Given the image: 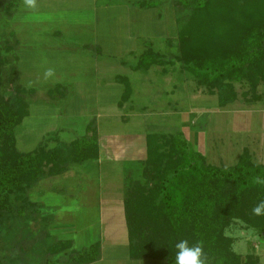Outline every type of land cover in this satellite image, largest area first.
<instances>
[{
    "label": "trees",
    "instance_id": "obj_1",
    "mask_svg": "<svg viewBox=\"0 0 264 264\" xmlns=\"http://www.w3.org/2000/svg\"><path fill=\"white\" fill-rule=\"evenodd\" d=\"M169 3L189 15L178 24L175 54L169 58L149 48L134 71L174 65V60L199 87L211 93L218 89L221 105L237 100L236 84H245L251 93L264 84V0ZM125 6L157 9V15L165 10L156 0H132ZM170 39L163 41L168 44ZM5 58L0 52V264H48L52 257L53 264L96 262L98 244L75 250L71 243L57 241L48 230L54 208L30 199L32 194L44 195L36 186L39 182L65 174L72 165L97 160L94 125L85 137L70 143L50 146V140H43L30 152L18 151L16 131L29 115L26 98L36 90L19 82L17 61L5 69ZM120 81L124 103L131 90L125 78ZM254 178L264 179V165L256 164L248 149L235 165L223 168L208 165L179 133L149 136L142 175L124 179L129 259L176 264L175 245L186 239L190 246L202 242L206 264H259L256 255L243 258L233 252L234 240L225 234L232 223L240 222L264 238V216L251 211L264 200V184L254 183ZM36 246L40 250L34 253L31 247Z\"/></svg>",
    "mask_w": 264,
    "mask_h": 264
},
{
    "label": "rangeland",
    "instance_id": "obj_2",
    "mask_svg": "<svg viewBox=\"0 0 264 264\" xmlns=\"http://www.w3.org/2000/svg\"><path fill=\"white\" fill-rule=\"evenodd\" d=\"M107 1L115 4L106 6ZM131 1L37 0V8L30 10L24 8L23 0H0V52L7 60L5 69L11 68L14 61H17L19 82L28 89L36 90V94H28L26 98L29 115L16 131L18 151L30 152L43 140H50L56 146L62 140L85 137V126L88 127L89 123L84 122L88 117L76 115L72 108L78 105L93 109L95 103H100L105 109L102 112L116 109L114 102L122 96L123 87L111 83L107 79V73L98 80H105L110 86L95 84L92 60L102 63L122 60L127 65L134 66L139 64L136 55L140 50L148 51L151 48L169 58L170 54H175L178 24L187 21L188 11L183 13L169 3V0H156L165 9L161 11L162 15H157V9L143 10L125 6L126 2ZM165 37L171 38L168 44L163 41ZM141 43L146 45H140ZM112 57L114 58L111 59ZM173 62L174 65L167 63L164 67L172 74L167 80H163L160 73H155L153 79L151 72L146 73L144 70L125 77L130 84L129 100L133 99L136 110L140 106H147L155 97L152 94L164 91L170 93L174 86L177 87L175 93L179 98L182 95L193 96L184 100L183 107L188 105L194 111L217 110L220 107L218 89L211 93L206 88H197V80H194L196 84L192 83L191 74L174 60ZM49 68L54 70V76L46 80L44 73ZM181 74H184L183 77ZM56 85L59 86L57 90ZM234 88L236 101L240 104L249 101L248 106L254 108V99L260 98L264 102V84L255 93H251L245 84H236ZM192 89H195L193 95ZM49 91H52L50 95ZM67 100H74L73 107L68 105ZM77 101L80 103L77 104ZM251 111V115H225L217 112L211 116L210 124L208 122L204 125L205 133L213 140V146L204 150L208 165L232 167L241 155V148L250 145L254 151V128H257L259 122L254 120V110ZM200 120L201 118L197 120V126L204 123V119ZM246 128L252 133L250 136L247 135ZM219 139H224L222 146L225 149L222 151L226 154L220 160L216 157L219 151L214 150L219 146ZM226 139H232L233 149L228 148V142H224ZM262 151L264 153V148ZM85 163L72 165L67 173L47 178L36 185L48 195L66 189L73 199L68 198L58 203L51 201L50 196L43 195L41 199L30 195L31 201L54 208L51 222L48 220L51 223L48 228L50 234L57 241L71 243V249L75 250L98 244L101 259L92 264H163L148 260L136 263L128 259V253L125 254L130 248L126 223H122V218L114 223L107 222L106 212L114 209L111 202L115 199V205L119 204L121 194L124 193L123 190L119 191L124 180L121 165L103 164L98 167L94 161ZM133 178L139 179L140 173ZM102 216L105 221H98L97 218L101 219ZM225 234L234 240L233 252L243 258L248 254L256 255L259 264H264V238L256 236L240 222L232 223ZM31 248L34 253L40 250L39 246ZM122 257L125 259L121 260ZM52 258L48 260V264L54 263Z\"/></svg>",
    "mask_w": 264,
    "mask_h": 264
},
{
    "label": "crops",
    "instance_id": "obj_3",
    "mask_svg": "<svg viewBox=\"0 0 264 264\" xmlns=\"http://www.w3.org/2000/svg\"><path fill=\"white\" fill-rule=\"evenodd\" d=\"M140 45L145 46L146 44L141 43ZM142 52L140 50L139 53L136 55L137 60H139L140 56L146 51ZM113 58L114 57H112L111 59ZM98 61L96 62L95 60H92V63H94L92 64V66L94 70L93 79L95 84H98L100 86L108 85L107 81L98 80L99 77L104 78L105 73H107V79H109L110 82L113 83L115 86H122V89L124 91V85L122 84L120 79H123L132 73H135V71L133 70V65L129 66L127 65V63H124L125 61L122 60H109V62L104 61L103 63L102 61ZM165 66L166 64L162 67L153 66L147 70H144V72H151V77L153 79H155V73H160V77L163 78V80H167V77H171L172 74H169V72L166 71V68H164ZM183 75L184 74H181L182 77ZM192 80V83H195L193 78ZM182 86L185 88L184 85ZM176 89L177 87L174 86L170 93H166L164 91L156 95L152 94V96L155 97L149 102V104H147V106L145 107L140 106L138 110H136L134 106L135 104H133V99H128L126 102L121 103V97L117 98L114 102L116 109L114 108L110 112H102V110L105 109H103L104 106L101 107L100 103H95L96 106H94L93 109L80 107L79 105L76 108H72L76 112V115H79L80 117L83 116V118L88 117L87 121L84 123H89V126L90 124H94L98 150L97 160L94 162H96L98 167L103 164L113 166L121 165L124 175L123 179L127 177V180L129 178L137 176L138 173H140L141 176L143 171V165L146 162L147 158L148 137L151 135L169 137L177 133L181 134L183 138L193 148V150L200 153L206 160V157L204 156V150L207 147L213 146V140L208 137L205 133L204 125L208 122L210 124V120L212 119L211 116L213 114H217V112L225 115L229 113H241V115H251L250 113L253 112L251 111V109L254 110V120L259 122L257 128H254V151H252L250 145H247L246 147L241 148L240 152H242V150L244 149H248L252 158H254V162L256 164L264 165V153L262 151L264 148V102L262 103L260 101V98L254 99V108L248 106V103L240 104L235 101L233 103H226L225 105L218 104L220 107H218V109L215 111H212L210 109H205L206 111H194L192 108H189L188 105H185V107H183L184 100H189L193 98V96L186 95V97H184V95H182L181 98H179V95L175 93ZM187 89H190L189 86H187ZM194 92L195 89H192V95L194 94ZM67 101L69 103L68 105H72V107L75 104L74 100ZM79 103L80 102L77 101V104ZM199 118H201L200 121L204 119V123L202 124L201 122L199 123V126H197V120ZM88 127L85 126V129L87 130ZM54 129L56 130V128ZM246 130H248V128H246ZM249 134L252 133L248 130L247 135ZM73 140L74 139L69 141L62 140L61 143L59 142V144L70 143ZM223 140L219 139V146L214 149L216 152L219 151L216 155L218 160L223 159L226 155L223 153L224 151H222L225 149V147L222 146ZM224 142H228V148L233 149L232 139H226ZM48 143L50 144V146L54 144L51 141H49ZM120 185L121 188H119V191L121 192V190H123L124 192V180ZM64 190L65 191L54 192V194H44V196H50V198L52 199L51 201H55L58 203L68 198L73 199L68 190ZM122 199L123 194H121L119 204L115 205V199L111 202V206L114 209H111L106 212V215L108 216L107 222L114 223L116 222V220H120L121 218L123 221L122 223L125 222L124 211L122 208ZM120 204H122V207ZM55 206L58 207V205ZM97 219L98 221L101 220V222L105 221L103 219V216L101 219H99V217ZM125 254H127V252ZM100 259L101 256L97 261H100ZM124 259L125 258L122 257L121 260ZM132 261L136 263L142 262L141 260Z\"/></svg>",
    "mask_w": 264,
    "mask_h": 264
},
{
    "label": "clouds",
    "instance_id": "obj_4",
    "mask_svg": "<svg viewBox=\"0 0 264 264\" xmlns=\"http://www.w3.org/2000/svg\"><path fill=\"white\" fill-rule=\"evenodd\" d=\"M25 9L35 10L37 8V0H23ZM54 76V70L49 68L45 71L44 77L48 78ZM253 182L256 184H264V179L254 178ZM252 215L264 216V200L259 201L252 208ZM176 264H206L207 257L203 252V244L197 241L194 245H189L188 240L184 239L176 243Z\"/></svg>",
    "mask_w": 264,
    "mask_h": 264
}]
</instances>
